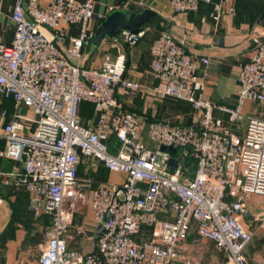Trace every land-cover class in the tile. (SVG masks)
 Wrapping results in <instances>:
<instances>
[{
    "label": "built area",
    "instance_id": "built-area-1",
    "mask_svg": "<svg viewBox=\"0 0 264 264\" xmlns=\"http://www.w3.org/2000/svg\"><path fill=\"white\" fill-rule=\"evenodd\" d=\"M167 1L180 15L212 3ZM104 18L94 17L93 0H48L45 6L16 0L13 39L0 42V96L14 107L9 116L0 111V157L22 163L15 185L30 194L35 218H51L37 262L24 264H198L180 250L192 230L223 254L215 264H247L251 233L242 216L249 197L264 198V118L246 117L242 109L246 102L264 106V40L252 37L251 56L237 74L236 104L226 107L204 96L211 59L193 58L174 36L158 34L150 46L152 91L190 104L194 119L157 121L118 104L116 93L126 98L141 89L124 77V56H108L97 68L83 64L95 33L91 23ZM69 27H77V35L67 36ZM147 30L122 31L114 40L134 46ZM83 102L93 106V126L81 123ZM110 135L119 143L116 154L108 149ZM84 158L117 174L119 182L90 192L78 180ZM87 208L102 222L96 248L68 250L73 219Z\"/></svg>",
    "mask_w": 264,
    "mask_h": 264
},
{
    "label": "crops",
    "instance_id": "crops-1",
    "mask_svg": "<svg viewBox=\"0 0 264 264\" xmlns=\"http://www.w3.org/2000/svg\"><path fill=\"white\" fill-rule=\"evenodd\" d=\"M93 1L94 17L103 15L106 18L114 11L140 12L146 8L142 3L132 0ZM39 2L45 6L48 0H39ZM15 3L16 0H0V42L4 44H9L13 39L15 26L11 16ZM149 8L166 20L165 25L170 31L167 33L182 42L188 54L196 59L203 57L211 59V64L207 68L205 98L219 106H235L238 93L237 74L240 66L251 56V39L259 35L264 40V25L262 20L260 21V17L264 14V0H212L209 5L201 2L196 11L184 15L175 14L167 0H152ZM229 8H233L232 14L228 13ZM109 9L112 11L109 12ZM99 23L96 19L92 21L91 26L94 30ZM149 28L150 25L147 26V29ZM77 32V27H69L67 36H75ZM149 34H145L144 38L134 46H125L110 38H108L110 41L104 39L98 49L90 43L84 48L83 64L85 67L97 68L108 56L112 58L124 56L125 77L140 84L141 89L134 96L126 98L116 93L115 98L120 107L152 120L189 124L194 119V110L190 104L173 98L160 100L152 91L156 81L150 72V46L157 36L152 39ZM90 48L98 54L100 61H97L95 56L91 58L89 54L87 55ZM93 59L96 60L94 64L98 63V66L90 65ZM2 106L11 110V103L2 102L0 99V108ZM90 108L92 110L91 106ZM242 110L246 117L264 118V106L246 102ZM216 115L223 116L219 113ZM81 116L90 121L88 114ZM240 124L234 127L242 131ZM93 125L94 121H91L90 126ZM144 142L149 145L147 139H144ZM3 148L4 140L0 138V150ZM117 150H114L113 154H116ZM21 171V162L0 157V264L36 263L46 243L44 237L50 225V217L42 214L35 218L30 212L28 205L30 194L23 187L15 185L16 177ZM2 180L7 181L8 184H2ZM117 182L119 176L108 172L105 183ZM247 206L252 216L263 217L248 223L242 219L245 228L251 233L250 242L245 249L247 264H263L264 213L257 215L256 211L264 210V198L249 197ZM101 225L102 222L95 219L90 208H87L83 214L75 215L66 236L67 249L81 253L94 252L95 239ZM188 238L180 244V250L185 255L190 256L189 252L197 249L200 251L197 257H203L201 249L204 246L214 248L210 241L198 237L190 241ZM214 252L215 256H206L204 264H215L217 260L223 258L221 252L216 250Z\"/></svg>",
    "mask_w": 264,
    "mask_h": 264
},
{
    "label": "water",
    "instance_id": "water-1",
    "mask_svg": "<svg viewBox=\"0 0 264 264\" xmlns=\"http://www.w3.org/2000/svg\"><path fill=\"white\" fill-rule=\"evenodd\" d=\"M134 2L142 3L146 8L140 12H123V11H114L106 16V18L100 23V25L95 30L91 44L95 49H98L102 41L106 38L115 39L117 38L122 31H130L133 34L139 33L144 29L156 16L157 13L150 9L149 7L152 4V0H132ZM222 46V40H221ZM161 151L168 150L172 154L176 153V149L173 147L162 146ZM192 161V158H189V162ZM170 167H176L177 161L175 159L170 160ZM187 165V164H186ZM264 210H257V215H262ZM245 218L243 221L245 223L253 222L255 219H262V216L255 218L252 216L251 210H247L244 214ZM264 264V262H263Z\"/></svg>",
    "mask_w": 264,
    "mask_h": 264
},
{
    "label": "rangeland",
    "instance_id": "rangeland-1",
    "mask_svg": "<svg viewBox=\"0 0 264 264\" xmlns=\"http://www.w3.org/2000/svg\"><path fill=\"white\" fill-rule=\"evenodd\" d=\"M166 20H164V18L160 17V15H158L156 18H154L152 24L150 25V28L147 30L146 32V35L149 34L152 36V39H154L158 34L160 33H167V32H170L169 29L166 27L165 25ZM107 41H110V39H106ZM89 53H87V55L89 54V56H91V58L93 56H95V58L97 59V61H100V57L98 58V54L94 51H92V48H90L88 50ZM126 59H124L125 61ZM95 59L91 60L90 62V65H95V66H98L99 64H94L95 63ZM102 61V60H101ZM101 64V62H100ZM134 96V95H133ZM158 98V97H157ZM159 99V98H158ZM166 99V98H165ZM161 100V99H160ZM175 100V99H174ZM81 113L83 114H88V116L90 117V121H87V118H83L81 116ZM80 117H81V121L86 125V126H90L91 125V121H93V114L90 113L89 115V111L88 109H82L80 110ZM87 121V122H86ZM86 122V123H85ZM244 123H241L240 126L241 127H244L243 126ZM234 129H236L234 127ZM235 132H238V133H241V130H235ZM94 164V163H93ZM98 165V166H97ZM95 166L96 167V170L94 169H90L92 167L90 166H93L92 165V162L91 161H88L86 159L82 160L81 163H80V166H79V169H78V180L79 182H81L82 184H85V185H88L89 188H90V192L98 189L99 187H101L103 184V182L100 180V177L102 176V173L105 172L102 170L101 166L99 164H97ZM112 175V174H110ZM113 177V176H112ZM100 180V181H99ZM105 185V184H104ZM246 203H247V200H246ZM245 218L244 214L242 216V219ZM74 220V219H73ZM51 227V218H50V225H49V228L48 230L50 229ZM47 230V231H48ZM189 240L192 241V240H196L198 239L197 238V235L195 234V232L192 230L188 236ZM45 240H46V232H45ZM187 240V239H186ZM218 251L215 247H209V246H204L201 251H202V256L203 257H197L199 256V253L200 251L195 249V250H191L189 252L190 256H188L191 261L193 262H198L199 264L203 263L204 264V259L206 258L207 255H214L215 256V252L214 251Z\"/></svg>",
    "mask_w": 264,
    "mask_h": 264
},
{
    "label": "trees",
    "instance_id": "trees-1",
    "mask_svg": "<svg viewBox=\"0 0 264 264\" xmlns=\"http://www.w3.org/2000/svg\"><path fill=\"white\" fill-rule=\"evenodd\" d=\"M264 19V14H262V16L260 17V21L261 20H263ZM154 20V19H153ZM153 20L147 25V26H149V25H151L152 24V22H153ZM101 23V22H100ZM100 23L98 24V26L100 25ZM97 26V27H98ZM146 26V27H147ZM97 28H95V30H96ZM95 30H94V32H95ZM145 36V35H144ZM144 36H143V38H144ZM142 38V39H143ZM141 39V40H142ZM140 40V41H141ZM139 41V42H140ZM138 42V43H139ZM125 46H127V45H125ZM253 47V46H252ZM124 77H125V74H124ZM0 99L2 100V102H10L11 103V110H9V108L8 107H6V106H2L1 108H0V111H6L7 112V114H8V116L9 115H11L12 113H13V111H14V107H13V101H12V99H10V98H4V97H2V96H0ZM90 106L92 107V110H91V108H90ZM82 109H88V111H89V115H90V113H92V114H94V111H93V106L91 105V104H89V103H87V102H83V103H81L80 104V106H79V117H80V110H82ZM128 111H130L131 112V110H128ZM133 112V111H132ZM137 114V113H136ZM81 115H83V113H81ZM10 118L8 117L7 118V121L9 120ZM80 120H81V117H80ZM93 121H95V115H94V119H93ZM81 123L84 125V126H86L82 121H81ZM86 127H89V126H86ZM118 142H117V140H116V138H115V136L114 135H110L109 136V138H108V140H107V145H108V149H109V151L111 152V153H114V150H117V148H118ZM84 159H86V160H88V161H91L92 162V160H90V159H88V158H84ZM84 159H82V160H84ZM94 163V164H93ZM97 164H99L100 166H101V168H102V170L103 171H105V172H103L102 173V176L100 177V180L103 182L102 184L104 185V184H106L105 182H106V179H107V174H108V171H107V169L102 165V164H100V163H98V162H92V165L93 166H90V167H92V168H90V169H94V170H96V167L98 166ZM95 165H97V166H95ZM80 166V165H79ZM99 180V181H100ZM102 185V186H103ZM47 215V214H46ZM48 216V215H47Z\"/></svg>",
    "mask_w": 264,
    "mask_h": 264
}]
</instances>
